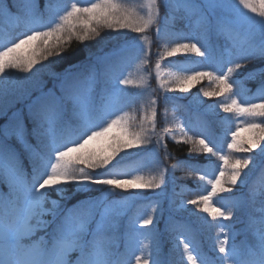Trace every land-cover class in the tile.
Here are the masks:
<instances>
[{"label":"snow or ice","instance_id":"1","mask_svg":"<svg viewBox=\"0 0 264 264\" xmlns=\"http://www.w3.org/2000/svg\"><path fill=\"white\" fill-rule=\"evenodd\" d=\"M237 4L257 12L249 0H148L146 15L142 7L136 14L124 12L112 0L63 8L55 0H0L10 14L19 15L23 8L28 17L22 38L0 51V185L8 189L0 194V264H177L178 254L179 264L185 256L187 264H264V162L259 181L252 177L254 150L264 156V0H260V19ZM177 23L184 30H177ZM102 27L120 38L114 47L100 54L90 50L62 72H53V86L47 90L31 88L30 77L64 59L73 40L95 39ZM118 29L137 36H126ZM153 31L157 40L168 45L162 57L183 53L178 58L190 61L187 54L192 53L209 63L227 58L231 66L226 71L214 75L191 70L177 81V89L187 93L191 89L186 85L207 77L215 89L201 90L202 96L228 93L231 102L220 103L219 108L247 118L243 126L252 133L240 140V125L234 130L228 117L209 122L198 134L185 133V142L193 145L189 158L203 154L206 168L165 151V159H176L173 169L186 168L190 176L207 182L199 191L190 189L193 198L179 204L169 200L165 232L182 238L167 254L157 229L165 212L159 201L153 205L156 215L139 219V228L138 218H130L120 230L127 199L138 195L136 190L159 189V195L165 196L163 170L148 177L116 171L131 156L143 167L144 157L155 158L162 145L166 149L165 138L173 135L167 128L157 132V100L151 101L150 112L141 113L138 105L145 90H129L133 81L123 76L135 60L150 59L151 45L146 47L144 42ZM30 43L34 46L26 58L11 55ZM249 62L255 64L245 79L259 81L256 92L233 78ZM160 67L157 60L156 68ZM8 69L28 76L10 83ZM161 99L169 97L165 94ZM14 100L23 101L25 108L13 110ZM126 107L134 108L137 115L130 118ZM114 126L121 136L113 137L106 150L88 147ZM233 152L249 155L233 157ZM93 192L105 194V199L93 198ZM79 194L86 198L78 199ZM53 195L56 199L50 202ZM73 199L76 202L69 207ZM188 205L205 213L211 223L201 216L191 222L180 220L183 211L194 215ZM210 229L216 231L211 255L196 242L197 235ZM181 245L183 253H179Z\"/></svg>","mask_w":264,"mask_h":264},{"label":"trees","instance_id":"2","mask_svg":"<svg viewBox=\"0 0 264 264\" xmlns=\"http://www.w3.org/2000/svg\"><path fill=\"white\" fill-rule=\"evenodd\" d=\"M55 2L59 3L63 8L70 7L72 3H77L81 7H86L91 3H100L101 0H55ZM112 2L118 4L120 8L127 13L136 14L141 7L143 8L144 14L146 15L147 13L146 0H112ZM249 2L257 9L256 15L261 18L258 15L261 11L260 0H249ZM19 11V16L22 20L20 27L26 29L28 17L25 15L23 8H21ZM11 16L12 14L6 10V7H4V5H0V24L9 30L8 33L0 31V43H3V47L0 49V51H3L6 46H10L11 42H15L19 38H22L23 33L18 38H13L12 35L15 27L12 23ZM154 28L155 25L153 26V29ZM176 28L177 30H184L182 23H177ZM99 31L100 35L95 37V39L85 42L73 40L71 43V48L65 55L64 59L56 61L51 68H41L39 72H36L34 76L30 77L31 88L36 91L41 88L45 90L51 88L54 82L51 75L53 72H62L69 66L70 63H75L76 61L82 59L90 50L97 51L98 54L108 51L114 47L118 42V39H120L116 36V32L112 29L102 27ZM118 31L125 34L126 36H137L136 33H132L128 29H118ZM148 35L150 39L149 41H145L144 44L146 47L149 45V43L151 45L150 59L146 63L142 62L140 59L135 60L126 68V70L123 72V76L133 81V83L128 86L129 90H145L142 102L138 105V107H140L141 113L144 111L150 112L151 108L149 105L151 101L157 100V104L155 105L159 111V116L157 119V132L162 133V130L167 128L174 135V138L173 135H169L165 138L164 144L167 147L165 149V147L162 145L158 151V155L155 158L151 156L144 157L143 167H138V158L136 156L126 158L122 164L118 166V168H121V166L127 162L129 163V166L126 170H124V173H129L131 175H144L145 177L159 176L161 170H163L167 181L166 185H162L165 193L163 198L159 195L160 190L156 189L136 190L138 191V195L129 197L127 199L125 215L121 218L120 230L121 232L123 231V226L127 224L130 218H138L136 226L139 228V219H142L149 214H153L154 216L156 215V213L153 211V205L159 201L162 207L165 209V212L162 218L157 222V229L161 233L162 251L167 254L174 244H179V241L182 238L178 233H175L169 237L168 233L165 232L166 221L168 219L167 208L169 206V200L174 199L176 203L179 204L181 200L193 198L194 193L191 192L190 189H196L199 191L200 189L207 186V182L206 180L200 181L198 175L190 176L189 170L186 168L173 169L172 165L176 163V159H165V151H167L171 157H175L180 160H190V162L199 161L200 166L206 168L207 163L205 162V157L203 154L194 153L193 156L189 158V150L193 147V145L191 141L185 142L187 139L185 133H187V136H192L194 133L198 134L206 126V124L209 122L215 123L223 117H228L232 121L231 127L234 130L237 128V125H240L238 130V138L240 140L243 141L249 139L252 133L251 131L246 130L243 126V123L247 118H237L234 113L225 114L219 108L220 103L231 102L228 93H225L220 97L206 98L202 96L201 90L215 89V83L209 80L207 77L199 81H192L190 85H186L191 89L187 93L180 92L177 89V81H179L184 75L190 74L191 70L212 71L214 75L219 74L222 71H226L227 67L231 66L227 63V58L209 63L207 61H203L199 57H196L195 54L192 53L187 54L191 58L190 61H182L178 58L179 56L184 55L183 53L177 54L172 58L162 57V54L164 51H166L168 45H166L163 40H157L154 31ZM177 42L185 43L188 41L179 40ZM85 45H87V47H85ZM33 46L34 45L32 43L21 45V47L16 49V51L11 55L26 58L31 52ZM169 59L173 61L172 64L166 62ZM157 60H160L161 64L159 69L156 68ZM136 63L141 64V70L144 69L142 73L135 69L134 64ZM254 64L255 62H249L242 70H240L241 75L239 77H235V74H233V78H238L239 80L243 81L247 88L251 89L253 92H256L259 81L257 80L254 82L245 79L247 72L252 69ZM135 66L138 67V65ZM35 67L39 68L40 65H36ZM185 69L188 71H185ZM7 71L10 73L8 76L10 83L13 82L17 77L28 76L27 73L19 72L18 69H8ZM157 72H159V79H157ZM161 80L165 84V87L163 88L161 87ZM168 88L177 90L167 91ZM165 94L169 97L168 101L161 99V97H163ZM255 102L259 101L257 100ZM13 103L15 105L13 110L25 108L23 101L16 102L14 100ZM126 109L128 110L126 112L130 117L132 115L133 109L128 107ZM2 122L3 121H0V123ZM138 130L139 127L137 126V131ZM120 136V128L114 126L112 129H110L106 136L91 141L88 147L94 150H106L108 145L112 142L113 137L118 138ZM153 142H155V137H153ZM223 147L226 149V144ZM129 151L135 152L136 150L132 149ZM231 155L233 157H244L249 154L233 152ZM253 155L255 156L256 166L253 169L252 177L259 181L260 164L264 162V156L259 155V149L254 150ZM212 160L214 163H219L217 158H212ZM80 167L83 166L81 165L76 168L77 173H79ZM90 171L92 170L85 168V172ZM7 191L8 189L4 185H0V194H5ZM90 195L96 199H105V194L100 192H93ZM125 195L127 194L125 193ZM77 198L84 199L86 198V194H79ZM53 199H56V196L53 195L49 197L50 202ZM75 202L76 199L69 201L68 206L71 207V205ZM187 208L190 209L191 213H194V215L190 214L189 211H183L179 213L178 218L180 220L191 222L195 220L197 216H201L211 223L210 217H207L205 213L198 211L195 206L188 205ZM148 227L150 228L151 226ZM179 231H183V229H180ZM215 236V229L202 231L196 236V242L199 243L204 252L211 255L210 249L216 243ZM145 242L147 243V241ZM179 253H183L182 245L179 248ZM176 260L177 264H179V254L176 257ZM183 264H187L186 256L183 259Z\"/></svg>","mask_w":264,"mask_h":264},{"label":"rangeland","instance_id":"3","mask_svg":"<svg viewBox=\"0 0 264 264\" xmlns=\"http://www.w3.org/2000/svg\"><path fill=\"white\" fill-rule=\"evenodd\" d=\"M146 3L148 4V0H146ZM237 6L240 7L241 10L244 11L247 15L252 16L254 19H260L255 13H252V12H251L250 10H248V9H244L242 5L237 4ZM14 17H15V15H14ZM16 20H17V23H18L19 21H18L17 18H16ZM21 32H23V30H19V31L17 32V34H20Z\"/></svg>","mask_w":264,"mask_h":264}]
</instances>
